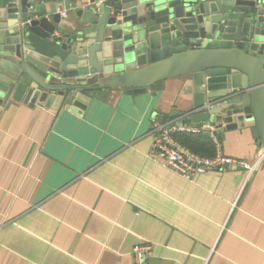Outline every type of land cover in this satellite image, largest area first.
Listing matches in <instances>:
<instances>
[{
	"label": "crops",
	"instance_id": "crops-1",
	"mask_svg": "<svg viewBox=\"0 0 264 264\" xmlns=\"http://www.w3.org/2000/svg\"><path fill=\"white\" fill-rule=\"evenodd\" d=\"M194 84L98 87L55 107L0 96V264H132L140 240L148 264H264V158L189 180L151 155L152 123L192 112ZM216 134L225 155L264 154L254 125Z\"/></svg>",
	"mask_w": 264,
	"mask_h": 264
},
{
	"label": "water",
	"instance_id": "water-1",
	"mask_svg": "<svg viewBox=\"0 0 264 264\" xmlns=\"http://www.w3.org/2000/svg\"><path fill=\"white\" fill-rule=\"evenodd\" d=\"M84 2L0 0L2 102L55 107L68 92L71 104L79 91L136 93L191 73L194 109L183 121L218 132L254 125L264 151V0Z\"/></svg>",
	"mask_w": 264,
	"mask_h": 264
},
{
	"label": "built area",
	"instance_id": "built-area-1",
	"mask_svg": "<svg viewBox=\"0 0 264 264\" xmlns=\"http://www.w3.org/2000/svg\"><path fill=\"white\" fill-rule=\"evenodd\" d=\"M60 13L66 15V10ZM183 117L173 120H154L150 132L153 138L151 155L163 161L169 168L178 172L186 179H193L198 173H204L214 169H224L226 167H241L250 175L259 162L264 158V154L249 162L245 159L228 156L220 150V140L216 134V125L213 122L186 123ZM178 131L189 133L207 132L214 143V153L212 156L203 155L185 146L175 134ZM132 254V264H148L151 255V244L140 240L134 244L130 250Z\"/></svg>",
	"mask_w": 264,
	"mask_h": 264
},
{
	"label": "trees",
	"instance_id": "trees-1",
	"mask_svg": "<svg viewBox=\"0 0 264 264\" xmlns=\"http://www.w3.org/2000/svg\"><path fill=\"white\" fill-rule=\"evenodd\" d=\"M185 146L193 151H197L203 155L212 156L214 153V143L207 132H184L178 131L175 134Z\"/></svg>",
	"mask_w": 264,
	"mask_h": 264
}]
</instances>
